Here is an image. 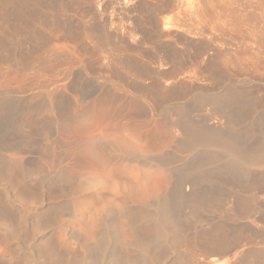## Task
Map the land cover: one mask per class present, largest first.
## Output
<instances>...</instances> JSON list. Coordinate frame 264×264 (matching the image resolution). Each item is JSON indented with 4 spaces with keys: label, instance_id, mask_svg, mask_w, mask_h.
Listing matches in <instances>:
<instances>
[{
    "label": "rangeland",
    "instance_id": "1",
    "mask_svg": "<svg viewBox=\"0 0 264 264\" xmlns=\"http://www.w3.org/2000/svg\"><path fill=\"white\" fill-rule=\"evenodd\" d=\"M64 1L73 9L56 16L72 23L79 45L35 21L6 36L0 12V213L16 224L24 218L22 237L9 235L17 225L7 233L0 227V264H51L39 253L43 241L78 264L141 261L136 240L159 246L170 195L180 199L174 214L186 237L215 225L246 237L263 233L264 161L189 145L180 119L190 130L234 134L242 152L263 144L264 0H136L122 9L106 0L94 11ZM160 2L161 14L152 12ZM158 17L172 19L157 28ZM87 30L111 45L96 44ZM211 95H226V112L198 104ZM12 179L38 192L35 200L18 197ZM240 195L253 200L249 216L232 207ZM249 247L225 264L238 263ZM189 252L169 250L160 264Z\"/></svg>",
    "mask_w": 264,
    "mask_h": 264
},
{
    "label": "bare ground",
    "instance_id": "2",
    "mask_svg": "<svg viewBox=\"0 0 264 264\" xmlns=\"http://www.w3.org/2000/svg\"><path fill=\"white\" fill-rule=\"evenodd\" d=\"M73 1H76V2L81 1V3L86 8H90V10H93V11H94V9H92V8H95V7L98 8L99 5L101 6L104 2H106V0H73ZM137 1H139V0H137ZM114 2L116 4H118V6H120L122 9V7L128 8L130 6H133L136 3V0H114ZM139 2H141V1H139ZM168 3H169V0H168ZM142 4H144V2ZM165 8H167V7H165ZM72 9L73 8H72L71 3L64 1V0L63 1L62 0H52L51 2H49L47 0H0V12L2 13V18H3V21L1 22L2 29H3L4 33L6 34V36L13 37V35L15 34L14 33L15 31H17L16 33H18L19 32L18 30L21 31V30L27 28L30 21H32V22L35 21L36 23L41 24L42 27L49 29L52 32L58 34L59 39L62 42H64V41L68 42L69 41V42H73V43L79 45L80 41H81V37L77 34L76 29L73 27L72 23L71 24L61 23V22H59L60 21L59 17L56 16L58 14H64V13L70 12ZM162 9H164V7L162 8V2H160L159 4H156L154 7H152L151 11L152 12L156 11V13L158 12L161 14ZM153 14H155V13H152V15ZM157 15L158 14H156V16ZM156 16H154V17H156ZM56 17H58V18H56ZM170 17H168L167 20H166V18H162V17H158L157 18L158 20L155 18L156 23L154 22V25L157 24L156 25L157 28L160 25L162 27V26H164V25H162V23L171 22L172 18H170ZM28 28H31V27L28 26ZM31 31H36V30L34 29ZM22 32L23 31H21V33ZM86 32L93 37V39L96 41L95 42L96 44L103 45V46L104 45H108V46L111 45L110 44L111 38L109 36L104 35V34H99L97 32H94L93 30H89V31L87 30ZM24 34H25V32H24ZM30 36H32V35H30ZM25 37H27V36L25 35ZM32 39H34V38L32 37ZM46 42H48V40ZM46 42H42L40 45L38 44L37 46H35L36 50L38 48L41 49L42 46H45ZM49 42H50V39H49ZM6 48L7 47L4 48L5 51L9 52ZM50 48H52V47H50ZM47 49H49V48H47ZM57 49H60V48H57ZM32 50L34 52L35 49H32ZM65 52H63V53H65ZM28 53H30V52H28ZM51 54H52V52H51ZM51 54H50V56H51ZM39 55L40 56H37V58L38 57L42 58L41 54H39ZM37 58H35V59H37ZM41 58H40V60H41ZM58 58H62V57L58 56ZM66 58H68V57H66ZM66 58H62V59L66 60ZM59 60H61V59H59ZM32 61H34V60H32ZM28 62L32 63L29 60L26 63H28ZM164 90H167V87ZM164 92L166 93V91H164ZM205 103L206 104L210 103V105L212 104V107H214V109H215L214 111H217V112H220V111L226 112L228 109V106H229V100L227 99L226 95H211L209 97L201 98L198 101V104L200 106L202 105V107L204 106L203 104H205ZM198 104H196V105H198ZM176 110L178 112H187L188 107H187V109L183 106H181L179 108L176 107ZM63 116H64V113L60 112L59 113V122H60L59 124L60 125H61L62 121L64 122V120H66V117L63 118ZM65 116H66V114H65ZM180 121H181V126L184 129L185 135L188 137L187 139L189 140V142H188L189 145H192V143H201V144H205V145L221 146V147L225 148L227 151H229L236 158H240V159L244 160L245 162L252 164V165L257 164V163H261L264 161V142L262 145H259L255 148H252L251 150H248L247 152H242L239 149L238 139L234 134H225L224 135V134H219L217 132H208V131L202 130V129L194 131V130L188 129L189 120L185 116H182ZM249 131H251V130H249ZM184 147L188 148L190 146H188V144H187V146H184ZM210 157L216 158V157H218V155L215 153H212L210 155ZM1 168L2 167H0V179H3V178H5V176H4L3 169H1ZM60 177L61 178L65 177V175L61 174L58 177V179ZM12 180H13L12 182L14 184V187L18 188V190H17L18 197L20 196V197L26 198L29 201L32 199L35 200L38 192H35V191L32 192L33 190L31 191V188L28 189L29 187L19 184L20 181L19 182L17 180L14 181L15 179H12ZM12 182H10V184ZM55 183L53 182V184H55ZM53 184H52V186H53ZM171 197L172 196L170 195V198L169 197H167V199L165 198V200L163 201V205L161 204L162 205V215L160 216L161 226H158L159 228L157 227V231H156L157 237L160 240L159 246L156 248L155 247L152 248L149 240L146 237H139L136 240V244H137V247L140 249L141 254L145 257L144 258L141 257L142 258L141 261H131V262L127 261L126 264H160L161 261L164 260L165 254L169 250L175 249L179 246L187 247L190 251L189 252L190 255H185L183 253H177L171 264H225L227 262V257L232 255L235 251H237L240 247H242L244 245H252L253 247H249V249H246L245 251H243V253L241 254L242 256L239 259V262L235 263V264H264V232L263 233H255V234L253 232L251 234H248L246 237L244 230L241 228L238 231L236 230L233 233H228L225 226H223V225H215L214 226L213 225L214 227L211 229V232L209 231L210 233L206 232L207 234L204 233L203 235H200L199 237L197 236L198 238H196V239H191V236L186 237V236L182 235V233H181L182 229H181L180 225L178 224V220L176 219V216L174 214L175 209L179 206L180 199L178 197H172V198ZM25 202H27V201H25ZM253 206L254 205H253L252 198H250L246 195H240L239 198L232 201L233 209L238 210V212L244 216H249L252 213ZM0 209H1V207H0ZM23 219L24 218H22V217L16 219L17 220V224H16V223H13L15 220L12 221L11 219L5 217L3 214L0 213V227H3L5 230H7L6 231V233H7L9 231V229H11V228L13 229V228H15V225H17L16 229H14L13 231L10 230L11 233L9 232V235L13 236L15 238L16 237H18V238L22 237L20 231L21 230L23 231V229H24ZM258 221H259V219H258ZM263 221L264 220L261 218L262 223H264ZM39 224H40V222H39ZM0 229H2V228H0ZM25 233H27V232H25ZM25 233H22V235H24ZM106 234H108V233H106ZM164 236H167V238H164ZM19 240H21V239H19ZM17 242H19V241H17ZM43 242L44 243H41L42 245L40 244V246H39V253L45 259V261L47 263H51V264H78L77 260L73 259L75 257H72L71 258L72 260L68 259L69 257L66 258L67 256H64V254L58 249V247L55 244L50 243L51 241L50 242L43 241ZM28 255H26V256H28ZM33 255H31V256L33 257ZM198 255L203 256V262L201 259L197 258ZM117 258L118 257L113 258V259L115 260ZM33 259L31 260V262H29L30 264H35V261H33ZM120 261H122V260H120ZM115 263H117V262L115 261Z\"/></svg>",
    "mask_w": 264,
    "mask_h": 264
}]
</instances>
